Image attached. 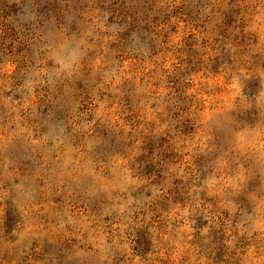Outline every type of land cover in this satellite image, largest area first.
Masks as SVG:
<instances>
[{"label":"rangeland","instance_id":"1","mask_svg":"<svg viewBox=\"0 0 264 264\" xmlns=\"http://www.w3.org/2000/svg\"><path fill=\"white\" fill-rule=\"evenodd\" d=\"M0 264H264V0H0Z\"/></svg>","mask_w":264,"mask_h":264}]
</instances>
